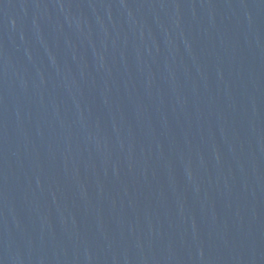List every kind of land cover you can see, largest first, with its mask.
Returning <instances> with one entry per match:
<instances>
[{"label":"water","instance_id":"obj_1","mask_svg":"<svg viewBox=\"0 0 264 264\" xmlns=\"http://www.w3.org/2000/svg\"><path fill=\"white\" fill-rule=\"evenodd\" d=\"M0 264H264V0H0Z\"/></svg>","mask_w":264,"mask_h":264}]
</instances>
